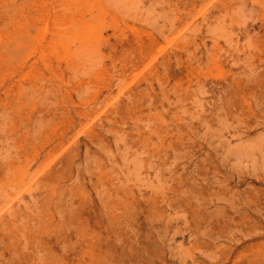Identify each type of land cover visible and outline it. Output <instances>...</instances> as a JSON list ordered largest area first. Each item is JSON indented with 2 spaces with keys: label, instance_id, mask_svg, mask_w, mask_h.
I'll return each mask as SVG.
<instances>
[{
  "label": "rangeland",
  "instance_id": "374dc122",
  "mask_svg": "<svg viewBox=\"0 0 264 264\" xmlns=\"http://www.w3.org/2000/svg\"><path fill=\"white\" fill-rule=\"evenodd\" d=\"M0 264H264V0H0Z\"/></svg>",
  "mask_w": 264,
  "mask_h": 264
}]
</instances>
